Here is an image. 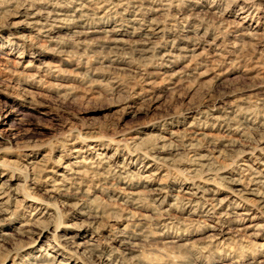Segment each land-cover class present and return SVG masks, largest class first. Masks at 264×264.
Masks as SVG:
<instances>
[{"label": "rangeland", "instance_id": "rangeland-1", "mask_svg": "<svg viewBox=\"0 0 264 264\" xmlns=\"http://www.w3.org/2000/svg\"><path fill=\"white\" fill-rule=\"evenodd\" d=\"M0 264H264V0H0Z\"/></svg>", "mask_w": 264, "mask_h": 264}, {"label": "bare ground", "instance_id": "bare-ground-1", "mask_svg": "<svg viewBox=\"0 0 264 264\" xmlns=\"http://www.w3.org/2000/svg\"><path fill=\"white\" fill-rule=\"evenodd\" d=\"M4 4V3H3ZM40 24V23H38ZM151 29V28H150ZM153 29V28H152ZM154 31V30H153ZM158 34V33H157ZM186 50V49H185ZM195 50V49H194ZM196 137V136H195ZM258 182V181H257ZM242 184V183H241ZM245 186V185H244ZM248 187V186H247ZM248 189V188H247ZM199 190V189H198ZM241 190V189H240ZM161 192V191H160ZM240 197V196H239ZM260 203V202H259ZM3 206V205H2Z\"/></svg>", "mask_w": 264, "mask_h": 264}]
</instances>
